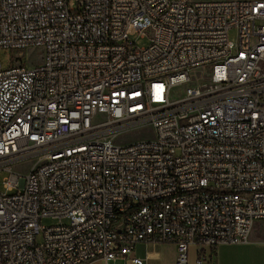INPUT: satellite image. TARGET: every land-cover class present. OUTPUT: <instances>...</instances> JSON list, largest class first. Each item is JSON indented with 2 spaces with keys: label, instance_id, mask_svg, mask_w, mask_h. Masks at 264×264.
Listing matches in <instances>:
<instances>
[{
  "label": "built area",
  "instance_id": "built-area-1",
  "mask_svg": "<svg viewBox=\"0 0 264 264\" xmlns=\"http://www.w3.org/2000/svg\"><path fill=\"white\" fill-rule=\"evenodd\" d=\"M34 47L0 63V264H202L264 225V0H0V51Z\"/></svg>",
  "mask_w": 264,
  "mask_h": 264
},
{
  "label": "crops",
  "instance_id": "crops-1",
  "mask_svg": "<svg viewBox=\"0 0 264 264\" xmlns=\"http://www.w3.org/2000/svg\"><path fill=\"white\" fill-rule=\"evenodd\" d=\"M200 249L197 244L190 246L188 264H200L197 262ZM135 254L143 258L145 264H176L177 248L170 242L151 241L137 245ZM95 263L133 264L129 257L98 259ZM202 264H264V231L260 232L257 224L248 242L221 244L214 250L211 261Z\"/></svg>",
  "mask_w": 264,
  "mask_h": 264
},
{
  "label": "rangeland",
  "instance_id": "rangeland-1",
  "mask_svg": "<svg viewBox=\"0 0 264 264\" xmlns=\"http://www.w3.org/2000/svg\"><path fill=\"white\" fill-rule=\"evenodd\" d=\"M192 1H199V0H192ZM230 36L232 39L236 37V29H232L230 32ZM137 45L138 46H145L148 45L150 42V38L147 36L145 38L142 37H135ZM19 54L24 55V60L27 61V64L30 66L32 64H35L37 62L42 61L43 57V50L39 47H34L31 49H23L22 51H16V52H10L7 50H1L0 51V63H2L3 67H7L9 63L11 62L10 59L14 56H17ZM211 74V68L208 66L205 68H197L193 69L191 71V76H197V79L200 81L205 76H208ZM188 87V84H178L172 87L170 97L172 100H177L182 97H184L186 89ZM152 136L151 132L147 130H136L132 131L126 136L120 138V142H130L132 140H138V139H144L146 137ZM10 176V173L7 171L0 172V189L2 191L5 190L3 186V180ZM42 224L44 226L59 224V223H67L69 222L66 218H59V217H53V216H47L42 218ZM260 226V232L264 231V226L262 223H259Z\"/></svg>",
  "mask_w": 264,
  "mask_h": 264
}]
</instances>
